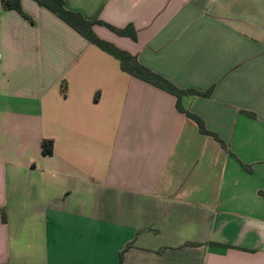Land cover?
<instances>
[{
    "label": "crops",
    "instance_id": "1",
    "mask_svg": "<svg viewBox=\"0 0 264 264\" xmlns=\"http://www.w3.org/2000/svg\"><path fill=\"white\" fill-rule=\"evenodd\" d=\"M64 1L210 95L180 112L33 0L32 22L0 4V264H264V0Z\"/></svg>",
    "mask_w": 264,
    "mask_h": 264
},
{
    "label": "trees",
    "instance_id": "2",
    "mask_svg": "<svg viewBox=\"0 0 264 264\" xmlns=\"http://www.w3.org/2000/svg\"><path fill=\"white\" fill-rule=\"evenodd\" d=\"M38 6L47 9L54 15H56L59 19L73 28L78 34H80L83 38L88 40L92 45L102 50L103 52L113 56L116 60H118L120 69L127 73L128 75L135 77L139 80H142L156 88H159L170 95L176 98V107L178 111L183 112V109L180 106V99L183 96H200V97H208L210 95V91L205 93L197 92L193 90H181L174 86L171 82H169L164 77L158 75L157 73L152 72L148 68L141 65L137 58L129 54L128 52L121 50L114 46L113 44L104 41L96 36L93 32L92 27L94 25H101L106 27L111 32L115 33L121 37H128L131 40H136V31L132 26H127L123 29H116L107 25L101 21H89L86 20L80 13L69 11L65 8L64 0H33ZM21 0H0L1 8L3 11H15L21 15L22 18L32 22V19L26 15L21 8L20 5ZM61 93L65 95L66 86H61ZM186 116L196 123L198 130L203 135L212 136L215 140L219 141L217 136L206 130L203 122L196 116L191 113L186 112ZM250 116H253L250 114ZM222 147L224 145L221 143ZM53 151V142L52 140H43L41 142V153L42 156H50ZM246 171H250L249 167L243 166ZM1 220L4 223L6 221V216L4 211L1 212ZM124 251L119 254V263L121 264L123 261Z\"/></svg>",
    "mask_w": 264,
    "mask_h": 264
}]
</instances>
